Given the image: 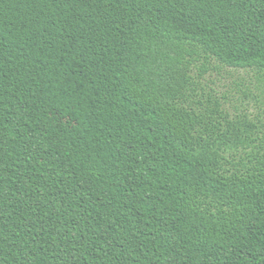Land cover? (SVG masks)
I'll return each mask as SVG.
<instances>
[{
    "label": "trees",
    "instance_id": "obj_1",
    "mask_svg": "<svg viewBox=\"0 0 264 264\" xmlns=\"http://www.w3.org/2000/svg\"><path fill=\"white\" fill-rule=\"evenodd\" d=\"M0 264H264V0H0Z\"/></svg>",
    "mask_w": 264,
    "mask_h": 264
},
{
    "label": "rangeland",
    "instance_id": "obj_2",
    "mask_svg": "<svg viewBox=\"0 0 264 264\" xmlns=\"http://www.w3.org/2000/svg\"><path fill=\"white\" fill-rule=\"evenodd\" d=\"M247 80H249V79H247ZM232 81H230V83H231ZM233 88V87H232ZM234 91H236L235 89H234ZM235 94V96L237 97V98H241L242 100H244V97H243V94L242 93H240V92H235L234 93ZM247 100V99H246ZM248 100H250V104H251V107L253 108L254 107V101L252 100V99H248ZM254 111H257V109H254Z\"/></svg>",
    "mask_w": 264,
    "mask_h": 264
}]
</instances>
